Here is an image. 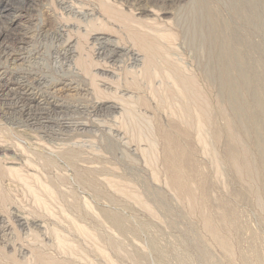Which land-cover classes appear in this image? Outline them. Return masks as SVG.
Returning a JSON list of instances; mask_svg holds the SVG:
<instances>
[{
	"label": "rangeland",
	"instance_id": "rangeland-1",
	"mask_svg": "<svg viewBox=\"0 0 264 264\" xmlns=\"http://www.w3.org/2000/svg\"><path fill=\"white\" fill-rule=\"evenodd\" d=\"M104 1L0 0V264H264V0Z\"/></svg>",
	"mask_w": 264,
	"mask_h": 264
},
{
	"label": "bare ground",
	"instance_id": "bare-ground-1",
	"mask_svg": "<svg viewBox=\"0 0 264 264\" xmlns=\"http://www.w3.org/2000/svg\"><path fill=\"white\" fill-rule=\"evenodd\" d=\"M57 1H59V0H57ZM97 1H99V0H97ZM101 1V0H100ZM104 1V0H103ZM127 2H129V0H126ZM131 1H134V2H146V3H151V2H155V3H158V0H131ZM164 1H168V0H164ZM105 2V1H104ZM115 2H116V0H115ZM127 2H125L126 4H127ZM179 2V1H178ZM62 3H64L63 1H62ZM66 3V2H65ZM107 3H109V2H107ZM166 3V2H165ZM6 5H4L2 8H6L7 9V7H8V3H5ZM68 4H70V3H68ZM67 4V5H68ZM171 4V3H170ZM63 5V4H62ZM66 5V6H67ZM100 5V4H99ZM110 6H111V4H109ZM109 5H107L108 7H109ZM113 5V4H112ZM119 5H120V3H119ZM133 5H135V3L133 4ZM165 5V4H164ZM163 5V6H164ZM72 6V5H71ZM106 6V5H105ZM114 6V5H113ZM126 6H129V4L128 5H126ZM146 6H148V5H146ZM102 7V6H101ZM100 7V8H101ZM132 7V6H131ZM140 7V6H139ZM139 7H137V8H139ZM21 9H23V10H25L24 12L26 13V14H28V16H29V14H30V9H27L26 7L24 8V6H21L20 7ZM60 8H62V6L60 7ZM65 8V7H64ZM68 8H69V6H68ZM67 8V9H68ZM81 8H82V6H81ZM117 8V7H116ZM128 8V7H127ZM136 8V12H135V14L138 12L137 10H139V9H137ZM63 9V8H62ZM71 9V8H70ZM69 9V11H71ZM73 9V8H72ZM106 9H107V7H106ZM113 9V8H112ZM130 9V8H129ZM132 9L134 10V8L132 7ZM159 9V8H158ZM162 9V8H161ZM148 10V9H147ZM73 11V10H72ZM79 11V10H78ZM91 11V10H90ZM109 11H110V9H109ZM108 11V12H109ZM140 11H143L142 10V8H141V10ZM152 11V10H151ZM150 11V12H151ZM160 11V10H159ZM67 12V11H66ZM106 12V11H105ZM116 12V11H115ZM123 12H124V10H123ZM133 12V11H132ZM144 12V11H143ZM149 12V13H150ZM162 12H163V9H162ZM10 10H0V22H1V24L0 25H2L1 27H0V37L1 36H11V33H12V30H11V26L15 23V20L13 19V17H10ZM64 13V12H63ZM69 13V12H68ZM72 13V12H71ZM71 13H70V15H71ZM75 13H76V10H75ZM78 13V12H77ZM86 14H84V15H86L89 19H91V22H89L88 20V23L86 22V26H87V24L89 25V24H92L91 26V29L89 30V32H95V31H97L98 29H100V26H96V24H94L95 22H97L98 21V19H95V17H96V11L93 9L92 10V12H90V13H88V12H85ZM104 13V12H103ZM106 14V13H105ZM109 14H112L111 13V11H110V13ZM122 14V13H121ZM120 14V15H121ZM141 14V13H140ZM148 14V13H147ZM153 14V13H152ZM167 14V13H166ZM68 15V14H67ZM79 15H81V12H79ZM102 15V14H101ZM119 15V14H118ZM144 15V14H143ZM142 15V16H143ZM146 15V14H145ZM156 15V14H155ZM82 16V15H81ZM109 16V15H108ZM122 16V15H121ZM125 16V15H124ZM124 16H123V18H124ZM139 16V15H138ZM158 16V15H157ZM156 16V17H157ZM71 17H72V15H71ZM74 17V16H73ZM76 17H78V16H75V18ZM85 17V16H84ZM127 17H128V15H127ZM140 17V16H139ZM18 18H20V17H18ZM68 18V17H67ZM70 18V17H69ZM75 18H73V19H75ZM81 18V17H80ZM86 18V17H85ZM111 17H109V19H110ZM113 18V17H112ZM119 18V17H118ZM152 18V17H151ZM78 20V23H79V18L78 19H76V21ZM123 20H125V19H123ZM127 20V19H126ZM125 20V21H126ZM85 21V20H84ZM142 21V20H141ZM141 21L139 22V25L141 24ZM156 21V20H155ZM154 21V22H155ZM66 22V21H65ZM94 22V23H93ZM114 22V21H113ZM144 22V21H143ZM142 22V23H143ZM152 22V21H151ZM80 23H82V22H80ZM85 23V22H84ZM146 23H148V22H146ZM145 22H144V24H146ZM156 23V22H155ZM94 24V25H93ZM136 24H138L137 22H136ZM149 24V23H148ZM15 25V24H14ZM82 26V24H79V26ZM122 25V24H121ZM143 25V24H142ZM85 26V25H84ZM85 26V27H86ZM90 26V25H89ZM120 26V25H119ZM137 26V25H136ZM145 26V25H144ZM148 26H151V25H148ZM15 27V26H14ZM124 28V27H123ZM16 30V29H15ZM34 29L30 26V24L29 25H23V26H21V27H19L18 28V30H16V31H14L15 32V35H14V39L16 40V45L18 46V50L19 51H22V50H24V47H27V45L28 44H30V41H32V37L30 36L31 35V33H34V31H33ZM61 30V29H60ZM59 29H58V31H56L57 33H56V35H59V31H60ZM146 30V29H145ZM144 30V31H145ZM102 31V30H101ZM133 31H135V30H133ZM153 31V30H152ZM110 32V31H109ZM61 33H62V31H61ZM104 33V32H103ZM127 33V32H126ZM140 33V32H139ZM54 34V33H53ZM65 34V33H64ZM95 34V33H94ZM120 34V33H119ZM138 35V34H137ZM62 37H63V35H62ZM70 37V36H69ZM135 37H136V39H134L135 40V42H136V44L137 45H139L140 47H139V52H144L147 56L145 57V60L147 59V61H148V63L146 64V66L147 65H151L152 64V62H151V58L153 57V51H157L158 49H156V48H158L157 47V45H155V44H153V43H146L143 39H142V37L140 38V36L138 35V36H136L135 35ZM134 38V37H133ZM62 39V38H61ZM67 39V38H66ZM122 39V38H121ZM132 39V38H131ZM54 40H55V38H54ZM155 40V39H154ZM56 41H58V39L56 40ZM67 41L68 40H66V43H67ZM147 41V40H146ZM132 42V41H131ZM134 42V43H135ZM153 42V41H152ZM157 42V41H156ZM32 43V42H31ZM61 43V42H60ZM65 43V42H64ZM139 43V44H138ZM72 45V44H71ZM135 45V44H134ZM65 46V45H64ZM58 47H60L59 45H58ZM61 47H62V45H61ZM68 47V46H67ZM135 47V46H134ZM51 48V47H50ZM58 49V48H57ZM61 49V48H60ZM68 49V48H67ZM66 50V49H65ZM70 50H68V52H69ZM98 52V51H97ZM18 53V52H17ZM25 53V52H24ZM67 54V53H66ZM134 54V53H133ZM22 55V54H21ZM155 55H157V54H155ZM9 56H10V54H5V59H9ZM13 56V55H12ZM15 56V55H14ZM17 56V55H16ZM160 56V55H159ZM19 57V56H18ZM27 57V56H26ZM155 57V56H154ZM23 58V57H22ZM13 59V60H12ZM109 59V58H108ZM11 62H15V58H11ZM144 60V61H145ZM125 61V60H124ZM146 61V62H147ZM164 62V61H163ZM145 66V65H144ZM146 66H145V68H146ZM152 66H153V64H152ZM150 67V66H149ZM155 69V68H154ZM17 70V69H16ZM14 71V70H13ZM151 71V70H150ZM149 71V72H150ZM146 72V71H145ZM159 72V71H158ZM177 72V71H176ZM1 73H3V72H1ZM0 73V74H1ZM171 74V73H170ZM2 75V74H1ZM179 75V74H178ZM147 76V75H146ZM150 76V75H149ZM157 76V75H156ZM172 76V75H171ZM179 76H181V75H179ZM174 77V76H173ZM24 78V77H23ZM27 78V77H26ZM33 78V77H32ZM31 78V79H32ZM41 78V77H40ZM144 78V77H143ZM146 78V77H145ZM37 79H39V78H37ZM174 79H175V77H174ZM183 80V79H182ZM1 81V80H0ZM4 81V80H3ZM40 81V80H39ZM38 81V82H39ZM175 81V80H174ZM181 81V80H180ZM184 81V80H183ZM183 81H181V84H179V86L181 87V89L183 90V88H185L187 85L186 84H183L182 82ZM5 82H7V81H5ZM4 82V83H5ZM29 82V81H28ZM31 82V81H30ZM165 82V81H164ZM191 82V81H190ZM2 84V85H0V97H3V96H8V95H10V94H13L14 96H16V97H18L17 99H23V101L25 100V101H29V103H33V104H35L36 105V108L38 107V108H40L41 107V105H45L47 102H45V101H43V104L41 103V102H38V100L37 99H35V98H32L30 95H27V94H25V92H24V94H21L19 91H18V89H11V88H9V86H7V85H5V84ZM34 83V82H33ZM67 83V82H66ZM177 83V82H176ZM188 83V82H187ZM31 84V83H30ZM40 84V83H39ZM38 84V85H39ZM126 84V83H125ZM26 85V84H25ZM33 85V84H32ZM31 85V86H32ZM42 85V84H41ZM64 85V84H63ZM23 86V85H22ZM31 86H30V88H31ZM53 86H54V84H53ZM67 86H69V85H67ZM184 86V87H183ZM189 86V85H188ZM187 86V87H188ZM63 87H65V86H63ZM63 87H61V89L63 88ZM70 87V86H69ZM68 87V88H69ZM183 87V88H182ZM29 88V89H30ZM36 88V87H35ZM46 88V87H45ZM97 88V87H96ZM47 89H48V87H47ZM179 89V88H178ZM31 90H33V89H31ZM197 90V89H196ZM27 91V90H26ZM30 91V90H29ZM175 91V90H174ZM180 91V90H179ZM178 91V92H179ZM198 91V90H197ZM31 92V91H30ZM53 92V91H52ZM56 92V91H55ZM58 92V91H57ZM60 92V91H59ZM185 92V91H184ZM1 93H5V95H1ZM28 93V92H27ZM33 93V92H32ZM115 93V92H114ZM183 93V92H182ZM30 94V93H29ZM58 94V93H57ZM179 94H181V93H179ZM36 95H38V94H36ZM36 95L34 94V97H36ZM47 95H49V94H47ZM54 95V94H53ZM171 96V95H170ZM186 96V95H185ZM42 97V96H41ZM44 97V96H43ZM52 97V96H51ZM9 98V97H8ZM47 98V97H46ZM54 98V97H53ZM12 99V98H11ZM39 99V98H38ZM41 99V98H40ZM49 99V98H48ZM161 99V98H160ZM172 99V98H171ZM176 99V98H175ZM202 99V98H201ZM54 100V99H53ZM96 100V99H95ZM120 100V99H119ZM202 100H204V99H202ZM201 100V101H202ZM22 101V100H21ZM172 101H174V100H172ZM196 100L194 99V102H195ZM17 102H19V101H17ZM49 102H50V99H49ZM52 102V101H51ZM101 102V101H100ZM121 102V101H120ZM171 102V101H170ZM198 102V101H197ZM48 104V103H47ZM56 104H57V102H56ZM20 105V104H19ZM28 105V104H27ZM49 105V104H48ZM47 105V106H48ZM53 105V104H52ZM16 106V105H15ZM42 106V107H43ZM109 106V105H108ZM20 107V106H19ZM33 107V106H32ZM50 107V106H49ZM52 107V106H51ZM55 107V106H54ZM169 107V106H168ZM28 108H31V107H28ZM35 108V109H36ZM26 109V108H25ZM33 109V108H32ZM34 109V110H35ZM44 109V108H43ZM42 109V110H43ZM187 109V108H186ZM20 110V109H19ZM19 110H18V112H19ZM21 110H22V107H21ZM39 110V109H38ZM29 111V110H28ZM33 111V110H32ZM187 111V110H186ZM43 112H46V111H44L43 110ZM50 112V111H49ZM60 112V111H59ZM184 112V111H183ZM182 112V113H183ZM188 112V111H187ZM206 112V111H205ZM47 113V112H46ZM61 113V112H60ZM26 114V113H25ZM35 114V113H34ZM42 114V113H41ZM43 114H45V113H43ZM40 115V114H39ZM47 115V114H46ZM48 115H49V113H48ZM198 116H200V115H198ZM33 117V116H32ZM35 117V116H34ZM181 117V116H180ZM32 119V118H31ZM39 119V118H38ZM131 120V119H130ZM138 120V119H137ZM196 120V119H195ZM128 122V121H127ZM184 122V121H183ZM200 122V121H199ZM181 123V122H180ZM57 124V123H56ZM124 124V123H123ZM126 124V123H125ZM128 124H130V123H128ZM200 124H202V123H200ZM59 125V124H58ZM67 125V124H66ZM65 125V126H66ZM135 125V124H134ZM70 126V125H69ZM129 126V125H128ZM203 126H205V125H203ZM207 126H209V125H207ZM140 127V126H139ZM62 128H65L64 126L62 127ZM70 128V127H69ZM68 128V129H69ZM76 129L75 130H77V127H75ZM124 128V127H123ZM201 128V127H200ZM84 129V128H83ZM133 129H134V127H133ZM63 130V129H62ZM79 130H81V129H79ZM139 132V131H138ZM137 132V133H138ZM141 132V131H140ZM145 132H146V130H145ZM164 132V131H163ZM198 132V131H197ZM65 133V132H64ZM135 133V132H134ZM167 133V132H166ZM209 134V133H208ZM139 135V134H138ZM145 135V134H144ZM168 135V134H167ZM136 136V135H135ZM141 137V136H140ZM41 138V137H40ZM169 138V137H168ZM167 138V139H168ZM142 140V139H141ZM170 140V139H169ZM139 141V140H138ZM138 141H136V142H138ZM144 141V140H143ZM148 141V140H147ZM140 143V142H139ZM73 144V143H72ZM152 144V143H151ZM20 146V145H19ZM146 146H148V145H146ZM170 147H171V144L169 145ZM45 147V146H44ZM116 147V146H115ZM172 148V147H171ZM38 149V148H37ZM42 149V148H41ZM147 149V148H146ZM173 149V148H172ZM143 151V150H142ZM151 151V150H150ZM166 151V150H165ZM154 152V151H153ZM169 152V151H168ZM55 153V152H54ZM143 153V152H142ZM151 153V152H150ZM172 153H174V151H172ZM178 153V152H177ZM22 154V153H21ZM176 154V153H175ZM60 155V154H59ZM147 155V154H146ZM153 156V155H152ZM171 156V155H170ZM177 156V155H176ZM59 157V156H58ZM147 157V156H146ZM1 158V157H0ZM177 158H179V157H177ZM232 158V157H231ZM146 159H148V158H146ZM150 159V158H149ZM229 159V158H228ZM151 160V159H150ZM44 161V160H43ZM49 162V161H48ZM147 162V161H146ZM50 163V162H49ZM178 163V162H177ZM234 163V162H233ZM236 163V162H235ZM14 164V163H13ZM4 166V165H3ZM55 166V165H54ZM233 166V165H232ZM10 168V167H9ZM11 169V168H10ZM31 169V168H30ZM189 169V168H188ZM17 171V170H16ZM19 171V170H18ZM179 172V171H178ZM181 172V171H180ZM178 174V173H177ZM19 175H21V174H19ZM179 176H181V175H179L178 174V177ZM15 177V176H14ZM177 177V176H176ZM10 178V177H9ZM23 178V177H22ZM181 179H182V177H180ZM17 179V178H16ZM180 179V180H181ZM186 179V178H185ZM49 180V179H48ZM18 181V180H17ZM21 181V180H20ZM34 182V181H33ZM23 183V182H22ZM49 183V182H48ZM182 183V182H180L178 179L176 180V183H174V184H176V186H179L180 187V184ZM50 185V184H49ZM52 185V184H51ZM182 185V184H181ZM43 186V185H42ZM175 186V187H176ZM185 187V186H184ZM41 188V187H40ZM31 189V188H30ZM46 190V189H45ZM178 190V189H177ZM46 192V191H45ZM44 192V193H45ZM1 193V192H0ZM47 193V192H46ZM52 193V192H51ZM53 194V193H52ZM58 194V193H57ZM7 198V197H6ZM43 202V201H42ZM49 213V212H48ZM47 214V213H46ZM59 214V213H58ZM33 215V214H32ZM24 217V216H23ZM50 218V217H49ZM28 219V218H27ZM29 220V219H28ZM25 223V222H24ZM58 223V222H57ZM47 224V223H46ZM40 227V226H39ZM50 228V227H49ZM48 229V228H47ZM52 230V229H51ZM50 231V230H49ZM48 231V232H49ZM30 232V231H29ZM37 233V232H36ZM58 233V232H57ZM35 234V233H34ZM49 234V233H48ZM50 234H52V233H50ZM82 234V233H81ZM32 235V234H31ZM59 235V234H58ZM40 236V235H39ZM63 236V235H62ZM32 237H33V235H32ZM17 238V237H16ZM55 238V237H54ZM24 240V239H23ZM57 242V241H56ZM59 243V242H58ZM57 244V243H56ZM42 245V244H41ZM223 246V245H222ZM38 254V253H37ZM36 254V255H37ZM42 254V253H41ZM39 255V254H38ZM45 255V254H44ZM34 256V255H33ZM14 257V256H13ZM35 257V256H34ZM45 257H47V255L45 256ZM35 258H37V257H35ZM41 259V258H40ZM43 259V258H42ZM26 261V260H25ZM47 261V260H46ZM49 262V261H48ZM57 262V261H56ZM37 263V262H36ZM47 263V262H46ZM50 263V262H49ZM55 263V262H54ZM61 263V262H60ZM40 264H41V262H40ZM48 264V263H47ZM51 264H53V263H51ZM56 264V263H55ZM57 264H59V263H57Z\"/></svg>",
	"mask_w": 264,
	"mask_h": 264
}]
</instances>
